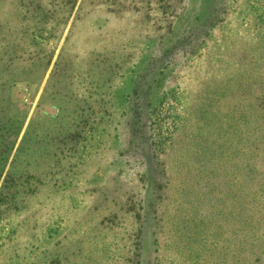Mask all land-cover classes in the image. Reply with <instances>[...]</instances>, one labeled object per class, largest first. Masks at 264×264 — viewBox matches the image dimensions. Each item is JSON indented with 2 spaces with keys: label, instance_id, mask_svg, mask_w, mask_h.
I'll return each mask as SVG.
<instances>
[{
  "label": "rangeland",
  "instance_id": "rangeland-1",
  "mask_svg": "<svg viewBox=\"0 0 264 264\" xmlns=\"http://www.w3.org/2000/svg\"><path fill=\"white\" fill-rule=\"evenodd\" d=\"M260 178L264 0H0V264H264Z\"/></svg>",
  "mask_w": 264,
  "mask_h": 264
},
{
  "label": "trees",
  "instance_id": "trees-1",
  "mask_svg": "<svg viewBox=\"0 0 264 264\" xmlns=\"http://www.w3.org/2000/svg\"><path fill=\"white\" fill-rule=\"evenodd\" d=\"M260 118H262V116ZM218 129H220V130L223 129V127L220 125V123H219ZM247 130L249 131V133L252 132V130H250L248 127H247L246 131ZM231 132L236 133L237 131L236 130H234V131L231 130ZM241 142H242V144H243V142H245V144H246V142H248V139H246V141H241ZM231 156H233V153L231 154ZM231 158L234 159L235 157H230V160H231ZM251 167L253 168L252 164L250 166V170H251ZM263 179L264 178L258 179V183H257V185L255 184L254 188H248L249 190H246L244 192L245 196L248 199L247 200V208L248 209H252L255 212H259V214H261V215L263 214L262 216H264V180ZM260 185L262 187H260ZM263 228H264V226H263Z\"/></svg>",
  "mask_w": 264,
  "mask_h": 264
}]
</instances>
